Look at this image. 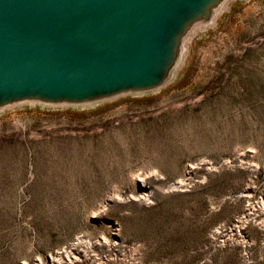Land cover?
Here are the masks:
<instances>
[{"label": "rangeland", "instance_id": "374dc122", "mask_svg": "<svg viewBox=\"0 0 264 264\" xmlns=\"http://www.w3.org/2000/svg\"><path fill=\"white\" fill-rule=\"evenodd\" d=\"M0 264H264V0L158 88L0 107Z\"/></svg>", "mask_w": 264, "mask_h": 264}, {"label": "water", "instance_id": "95a60500", "mask_svg": "<svg viewBox=\"0 0 264 264\" xmlns=\"http://www.w3.org/2000/svg\"><path fill=\"white\" fill-rule=\"evenodd\" d=\"M223 1L0 0V107L158 88Z\"/></svg>", "mask_w": 264, "mask_h": 264}, {"label": "bare ground", "instance_id": "6f19581e", "mask_svg": "<svg viewBox=\"0 0 264 264\" xmlns=\"http://www.w3.org/2000/svg\"><path fill=\"white\" fill-rule=\"evenodd\" d=\"M225 1V0H224ZM224 1L223 2H221L218 6H217V8H216V10L214 11V14H213V17L214 16H216V14H217V12H218V10L221 8V6L224 4ZM201 24L202 23H196L195 25H193V27L190 29V31H189V35H188V37L190 36V33H191V30H193L194 28L196 29V27H199V26H201ZM143 182V181H142ZM72 247V246H71ZM67 248V247H66ZM65 250V249H64ZM69 250V249H68ZM65 252V251H64ZM71 252V251H70ZM65 255V254H64ZM75 257V256H74Z\"/></svg>", "mask_w": 264, "mask_h": 264}]
</instances>
